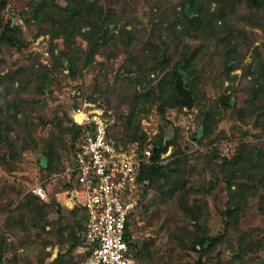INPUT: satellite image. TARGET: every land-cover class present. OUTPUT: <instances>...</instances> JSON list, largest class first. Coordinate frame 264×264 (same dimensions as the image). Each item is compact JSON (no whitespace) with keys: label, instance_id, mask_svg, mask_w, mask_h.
I'll list each match as a JSON object with an SVG mask.
<instances>
[{"label":"rangeland","instance_id":"1","mask_svg":"<svg viewBox=\"0 0 264 264\" xmlns=\"http://www.w3.org/2000/svg\"><path fill=\"white\" fill-rule=\"evenodd\" d=\"M180 66L192 103L163 118ZM0 79V264H86L66 199L86 102L158 155L138 264H264V0H0ZM38 183L44 216L18 207Z\"/></svg>","mask_w":264,"mask_h":264},{"label":"built area","instance_id":"2","mask_svg":"<svg viewBox=\"0 0 264 264\" xmlns=\"http://www.w3.org/2000/svg\"><path fill=\"white\" fill-rule=\"evenodd\" d=\"M88 106V107H87ZM78 103L75 122L83 125L76 142L70 172L73 182L66 199L69 206L84 208L87 218L83 237L88 249L86 264H138L129 250L127 221L139 204L142 192L138 179L143 163H152L154 151L117 144L102 108ZM48 198L42 183L32 187Z\"/></svg>","mask_w":264,"mask_h":264},{"label":"trees","instance_id":"3","mask_svg":"<svg viewBox=\"0 0 264 264\" xmlns=\"http://www.w3.org/2000/svg\"><path fill=\"white\" fill-rule=\"evenodd\" d=\"M42 1H45V0H42ZM251 1L256 2V3H259L262 0H251ZM188 17L190 18V22L191 23H196L199 20V17L198 16H195L194 18H192V16L190 17V15L188 14ZM184 69L185 68H182V66H180L179 68H177L175 70L174 75H176V78H175L176 83H177V80H176L177 78L184 79V77H185L184 74H186V72L184 71ZM185 82L187 84V81H185ZM0 84H2V79H0ZM177 92H178V90H177ZM3 100H4L3 98H0V103ZM180 104H184V103H183V101L180 98V94H178L172 100L161 104L160 107H159V112H160L161 116L163 118H165L167 107H175V106L180 105ZM75 124L78 126V130H79V136H78V138L76 140V142H77L79 140V138H81V136H82L83 125H81V124H79L77 122H75ZM76 142H75V144H76ZM49 146H51V145L45 146V149H44L45 151L43 150L44 151L43 153L47 157L50 156V152H49L50 148H48ZM139 151H140V149H139ZM157 157H158V155L156 153H154L153 156H152V159H153L152 163H147V164L146 163H143L141 165V167H140L138 179H139V181L141 183L142 192H141V195H140V198H139V204L142 203L143 198H144V196L146 195V193L148 191V189L146 187V183L144 181V172L148 168H153V167L154 168H157L158 167V165H159L158 163L159 162H158V158ZM234 162L235 163L237 162L239 164V160L238 159L237 160L235 159L233 161V163ZM148 165H150V166H148ZM236 165H235V167H236ZM235 170H236V168H235ZM236 172H237V170H236ZM164 191L165 190H161V192H164ZM37 197L40 198V200L38 199V201H37ZM41 199L42 198L39 195L33 194L31 192H27L25 194L24 198H22L20 200V203H19V206L18 207L19 208H24L26 210L28 209L30 212H32L34 214H37V215H42V216L47 215V212H48V209L47 208H50L51 206H54L55 205V201L45 202L44 200H41ZM139 204H138V206H139ZM138 206H137V208H138ZM230 207L232 208V206H229V208ZM74 210L75 211H78L79 212V216H80L79 219H78V221H77V223H78L77 224L78 225V227H77L78 228V231L76 232V233H78V236H77L78 239L77 240H80V242L83 243V240H84L83 231L85 229V221H86L87 215H86V212H85L84 208H82L80 206H76L74 208ZM134 212H132L130 218L127 221L126 238L128 240V243H129V250H130V252L132 253V255L138 261V259L140 258V254H141L140 253V248L138 247V244H137V242H136V240L134 238V234H133L132 227H131L132 217L134 216ZM233 212H234V210H233ZM206 241H207L206 238H205V240L201 239L200 240V243L204 245L206 243ZM76 242L75 241L73 242V244L70 246V248L68 249V251H72L73 250V248L77 244ZM64 257H65V253L59 252L58 255L51 261L50 264H63L64 263V260H63Z\"/></svg>","mask_w":264,"mask_h":264},{"label":"water","instance_id":"4","mask_svg":"<svg viewBox=\"0 0 264 264\" xmlns=\"http://www.w3.org/2000/svg\"><path fill=\"white\" fill-rule=\"evenodd\" d=\"M176 88L180 94V98L183 102L191 104L192 103V94L191 90L185 86L181 78H177Z\"/></svg>","mask_w":264,"mask_h":264}]
</instances>
